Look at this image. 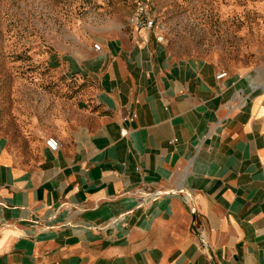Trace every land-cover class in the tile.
I'll return each mask as SVG.
<instances>
[{
	"label": "crops",
	"instance_id": "crops-1",
	"mask_svg": "<svg viewBox=\"0 0 264 264\" xmlns=\"http://www.w3.org/2000/svg\"><path fill=\"white\" fill-rule=\"evenodd\" d=\"M95 25L0 118V264H264V64Z\"/></svg>",
	"mask_w": 264,
	"mask_h": 264
},
{
	"label": "rangeland",
	"instance_id": "rangeland-1",
	"mask_svg": "<svg viewBox=\"0 0 264 264\" xmlns=\"http://www.w3.org/2000/svg\"><path fill=\"white\" fill-rule=\"evenodd\" d=\"M136 1L171 50L221 65L264 64V0H0V118L17 97L15 82L51 80L43 58L54 39L63 46L65 34L110 18L132 27Z\"/></svg>",
	"mask_w": 264,
	"mask_h": 264
},
{
	"label": "built area",
	"instance_id": "built-area-1",
	"mask_svg": "<svg viewBox=\"0 0 264 264\" xmlns=\"http://www.w3.org/2000/svg\"><path fill=\"white\" fill-rule=\"evenodd\" d=\"M128 24H130L134 29L136 30H144L147 32H150L152 28L154 27V23L152 18L149 16L147 6L142 1H136L134 12L128 19ZM155 40L157 42H160L162 40L161 36H156ZM92 49L95 51L99 50V45L97 43L92 44ZM225 75L224 72L219 73L216 78L219 79ZM123 134V133H122ZM45 146L50 151H55L57 148V142L53 138H47L45 140ZM197 238L199 242V248L200 250L205 254L207 259L211 260V257L208 252L207 244L204 241L203 236L199 233H197Z\"/></svg>",
	"mask_w": 264,
	"mask_h": 264
}]
</instances>
